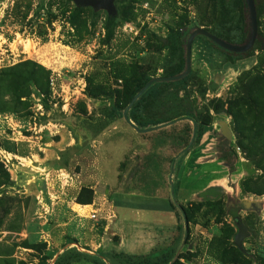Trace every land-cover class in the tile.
I'll list each match as a JSON object with an SVG mask.
<instances>
[{"label":"rangeland","instance_id":"1","mask_svg":"<svg viewBox=\"0 0 264 264\" xmlns=\"http://www.w3.org/2000/svg\"><path fill=\"white\" fill-rule=\"evenodd\" d=\"M242 3L116 0L111 15L0 0V264H264V0L246 68L226 69L199 35L188 82L155 85L147 105V119L173 124L146 134L109 119L132 109L139 82L171 77L195 30L239 40ZM217 130L233 172L196 153Z\"/></svg>","mask_w":264,"mask_h":264},{"label":"trees","instance_id":"2","mask_svg":"<svg viewBox=\"0 0 264 264\" xmlns=\"http://www.w3.org/2000/svg\"><path fill=\"white\" fill-rule=\"evenodd\" d=\"M242 1H243V3H242V15H241L240 24L238 25V29L240 31L239 40L235 41V40L228 39L224 36L214 35L217 38H219V39H221V40H223L229 44L237 45V46L246 45L249 42L250 37H251V26L249 29V26L247 24V16H246V12H245V10L248 9V5H247L246 0H242ZM254 1H255V5H256V9H257V17H258L260 14V11H261V7H262V0H254ZM249 16H250V13H249ZM113 20L114 19L112 18V21ZM197 37H196V39H197ZM196 39L194 40V43H195ZM257 40H258V38H257ZM209 42L212 43L211 44L212 47L219 50L224 55L225 60H226L225 62L227 64L235 65L240 61H243V60H246V59L253 57V49H251L247 52H244V53H235V52L227 51V50L221 48L220 46H218L217 44H215L211 41H209ZM178 50H179V63L174 68L172 74L170 75L171 77H176V76H180V75L184 74L186 71V68H187V53H185V50H184V43L181 42ZM190 76H191V73H189V75H187L185 78L180 79L178 81H173V82H171V81H159V82L152 84L146 90V92L142 96H140L138 98V100L132 105V109L130 111H128L129 121L133 122L138 129H140L141 131H144V133H146V134L153 132L155 129H158L159 127L162 128L165 125L167 126V124L173 123V122L165 123V122L153 121V120H149L145 117L147 105L149 104V102L152 99L156 98L160 93L159 90H153V87L155 85L164 86V85H170V84L173 85L176 83L185 84L190 79ZM151 81H152L151 79H145V80H142L141 82H139L138 85H136V87L132 90V92L130 94V103H132L133 99ZM213 107H214L213 110L216 114H221V113L225 112L224 106H223V104H221L220 101L216 105H214ZM111 110H112L111 116L109 118L111 122H115L119 116L124 118V112H125L124 108L118 107V108H113ZM199 125L200 126L202 125L201 127H209V126H211V121L202 120V122L197 125L198 128L200 127ZM186 132L191 133L192 130L187 128ZM215 137L217 140L216 160L221 161L224 165H226L230 169L231 172L235 171L237 154L231 146V140L227 136H225L221 130H217L215 132ZM196 142L199 143V140H196ZM182 258H183V256H182ZM131 259H132L131 256H128V258L126 259L127 263H129L131 261ZM172 260H173V258L168 257V256L166 258H162L161 260H157L155 262L154 261L153 262L147 261L145 259H140L139 264H170L172 262ZM56 264H62V263H56ZM173 264H184V263L181 262V259H179L176 262H174Z\"/></svg>","mask_w":264,"mask_h":264},{"label":"water","instance_id":"3","mask_svg":"<svg viewBox=\"0 0 264 264\" xmlns=\"http://www.w3.org/2000/svg\"><path fill=\"white\" fill-rule=\"evenodd\" d=\"M80 1L85 6L90 5L96 9L108 10V12L111 15H113L115 13L114 2L116 0H80ZM246 2H247L249 13H250V26H251V37H250L249 42L246 45H244V46L232 45V44H229V43L217 38L216 36L210 34L209 32H207L205 30H202V29L195 30L190 35L188 43H187V68H186L185 73L180 75V76H176V77L158 78V79L152 80L133 99L130 107H132V105L138 100V98L140 96H142L152 84L159 82V81H171V82L178 81L180 79L185 78L187 75H189V73L191 71L192 45H193V41L195 40V38L199 35L206 36L207 38H209L210 40L215 42L218 46H220L221 48H223L227 51H230V52L244 53V52H247V51L253 49V47L255 46V44L257 42V38H258V34H259L257 9H256V5H255L254 0H246ZM124 119L128 123L131 124V122L128 119V109L125 110V112H124ZM171 124H173V123H170L167 125H171ZM135 129L137 132H140V133L144 132V131L139 130L137 127H135ZM236 226L238 228V234L235 236V244L241 252H243L244 254H248V252L244 249V246H243V241L248 236V231H247V229L243 223L239 222L236 224Z\"/></svg>","mask_w":264,"mask_h":264},{"label":"crops","instance_id":"4","mask_svg":"<svg viewBox=\"0 0 264 264\" xmlns=\"http://www.w3.org/2000/svg\"><path fill=\"white\" fill-rule=\"evenodd\" d=\"M251 59H246L244 61H240L235 65L232 64H227L226 69H234V68H246V64L250 62ZM251 65V64H250ZM217 140L216 137L214 136L213 140H206L205 138L201 141L200 145H198L196 149V153H203L206 155H211L214 156L213 158H216V153H217Z\"/></svg>","mask_w":264,"mask_h":264},{"label":"built area","instance_id":"5","mask_svg":"<svg viewBox=\"0 0 264 264\" xmlns=\"http://www.w3.org/2000/svg\"><path fill=\"white\" fill-rule=\"evenodd\" d=\"M126 29L129 30L130 34H133L135 36H138V34H139L137 27H135L133 25H127Z\"/></svg>","mask_w":264,"mask_h":264}]
</instances>
